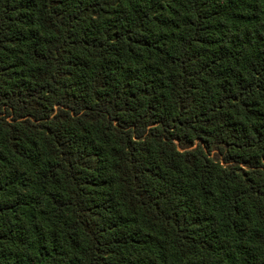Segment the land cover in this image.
<instances>
[{
    "label": "trees",
    "instance_id": "16d2710c",
    "mask_svg": "<svg viewBox=\"0 0 264 264\" xmlns=\"http://www.w3.org/2000/svg\"><path fill=\"white\" fill-rule=\"evenodd\" d=\"M0 264H264V0H0Z\"/></svg>",
    "mask_w": 264,
    "mask_h": 264
}]
</instances>
